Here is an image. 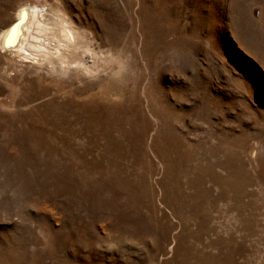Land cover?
Instances as JSON below:
<instances>
[{"label": "rangeland", "instance_id": "obj_1", "mask_svg": "<svg viewBox=\"0 0 264 264\" xmlns=\"http://www.w3.org/2000/svg\"><path fill=\"white\" fill-rule=\"evenodd\" d=\"M27 5L76 49L0 44V264H264V0H0V33Z\"/></svg>", "mask_w": 264, "mask_h": 264}, {"label": "bare ground", "instance_id": "obj_2", "mask_svg": "<svg viewBox=\"0 0 264 264\" xmlns=\"http://www.w3.org/2000/svg\"><path fill=\"white\" fill-rule=\"evenodd\" d=\"M43 15L37 6L21 7L17 17L1 31L0 44L3 48L13 49L26 58L31 57L40 61L56 59L59 67H64L65 64H69L67 52L71 47L76 49L75 35L69 25L62 23L59 19L62 26L55 25L61 27V37H58L60 35L53 36V34L51 37V33L47 35L46 31L49 26L43 21Z\"/></svg>", "mask_w": 264, "mask_h": 264}]
</instances>
